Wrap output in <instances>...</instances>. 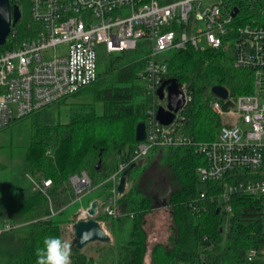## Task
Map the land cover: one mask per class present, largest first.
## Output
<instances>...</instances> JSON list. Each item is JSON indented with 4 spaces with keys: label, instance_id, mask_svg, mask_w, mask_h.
Listing matches in <instances>:
<instances>
[{
    "label": "trees",
    "instance_id": "1",
    "mask_svg": "<svg viewBox=\"0 0 264 264\" xmlns=\"http://www.w3.org/2000/svg\"><path fill=\"white\" fill-rule=\"evenodd\" d=\"M20 2L21 18L0 51L18 46L33 34L26 0ZM145 56L146 45L140 43L135 50L98 57L96 79L70 96L83 101L70 104L68 123L46 124L41 110L27 116L32 122L22 167L12 170L0 164V196L7 199L0 221L17 226L0 234V264H35V252L45 237L64 240L65 226L75 222L79 208L73 202L71 177L86 174L96 186L128 160L137 144L135 127L145 121L148 104L138 76L145 69ZM165 60L166 78L188 85L191 92L192 100L182 111L181 129L191 143L152 148L146 160L130 169L128 187L117 203L121 217L98 213L94 218L111 235L112 241L104 246L115 264H146L148 258L150 264H261L260 259L248 262L246 254L264 246L262 198L233 196L225 229L218 207L208 198L217 186L201 183L196 174L205 164L196 148L215 140L220 125L208 106L214 99L211 88L224 87L230 100L251 94V73L233 68L232 50L225 43L217 49L172 50ZM229 105L230 101L222 103L224 109ZM30 179H49L47 196L34 191ZM201 185L205 188L200 189ZM109 188H96L97 196H87L81 208L89 207L94 199L105 200ZM202 190L205 200L197 198ZM159 209L169 217L166 238L149 245L146 218ZM69 244L72 264H95V256L106 252L102 247L92 254L79 250L74 239Z\"/></svg>",
    "mask_w": 264,
    "mask_h": 264
},
{
    "label": "built area",
    "instance_id": "2",
    "mask_svg": "<svg viewBox=\"0 0 264 264\" xmlns=\"http://www.w3.org/2000/svg\"><path fill=\"white\" fill-rule=\"evenodd\" d=\"M20 1L13 0L19 10ZM29 5L32 36L0 51V130L92 83L98 46H104L108 55L146 45V66L138 74L148 101L144 140L101 184L93 186L86 174L71 177L73 202L109 185L106 199L98 201L97 214L121 217L118 185L128 166L142 162L152 148L191 143L181 132L182 111L192 100L188 85L177 84L183 104L171 123L162 125L156 119L159 108L168 109L166 88L161 99L157 94L168 80L166 53L217 49L224 43L231 47L233 68L251 73L252 93L209 101L220 125L215 140L196 148L205 158L196 174L201 183L217 186L208 198L218 207L225 229L233 196L251 195L264 202V0H29ZM242 13L249 15L245 18ZM226 101L230 105L224 109ZM30 181L34 191L47 196L49 179ZM197 198L205 200L206 191ZM87 209H78L79 220L89 218ZM16 227L0 221V234ZM246 259L264 264V246L250 249Z\"/></svg>",
    "mask_w": 264,
    "mask_h": 264
},
{
    "label": "rangeland",
    "instance_id": "3",
    "mask_svg": "<svg viewBox=\"0 0 264 264\" xmlns=\"http://www.w3.org/2000/svg\"><path fill=\"white\" fill-rule=\"evenodd\" d=\"M20 10L22 13L23 3L19 2ZM26 11H29L30 5L29 0L25 2ZM244 14V17L247 18L249 14ZM97 54L99 57L106 55L104 46H98L96 48ZM83 101L82 97L72 96L68 97L60 103H54L42 109V120L46 124H56V123H68L69 121V111L70 104L78 103ZM31 117H24L17 121L10 123L6 128L0 130V164L5 167L15 170L21 168L24 162L26 148L30 141V127H31ZM147 157L144 159L146 160ZM104 180L100 181L96 184L99 185ZM95 186V185H94ZM204 185L200 186V189H204ZM99 190L91 191L87 195L83 196L79 201H76L75 204L79 206L78 209L83 207V201L88 196V198H95L98 194ZM5 196H0V209L7 204ZM95 200V199H94ZM5 202V203H4ZM4 203V205H3ZM2 206V207H1ZM84 209V208H83ZM86 209V208H85ZM104 230L107 232L106 228L99 222ZM148 227L150 228V237L149 240L151 243L162 242L165 240L167 234V228L169 224V219L167 213L163 209H159L155 211L148 218ZM71 226L66 225L64 229V240L70 243L73 239ZM86 249H84L87 253L89 247L96 246H104V243H90L87 245ZM105 247V246H104ZM88 249V250H87ZM106 250V248H105ZM95 256V255H94ZM95 261L97 264H115L114 256L108 252L100 254L99 256H95ZM149 263V258L146 261V264Z\"/></svg>",
    "mask_w": 264,
    "mask_h": 264
},
{
    "label": "water",
    "instance_id": "4",
    "mask_svg": "<svg viewBox=\"0 0 264 264\" xmlns=\"http://www.w3.org/2000/svg\"><path fill=\"white\" fill-rule=\"evenodd\" d=\"M236 14V10L234 9L231 13L232 16ZM21 18V12L19 10L18 5L10 4L9 0H0V46H4L7 38L10 34L11 28L15 26L16 23L19 22ZM166 88L167 91V100H168V109L164 110L163 108H159L156 111V119L162 125H168L171 123L174 114L182 107L183 100L181 95L177 91V82L174 79L166 80L161 87L159 88L157 94L161 99L163 97V89ZM211 94L219 100H227L228 91L221 86H213L210 90ZM145 135V124L144 122H140L135 127V136L134 140L136 143L144 140ZM140 162L139 164H141ZM136 164L131 165L127 168L121 175L118 185V192L123 193L125 191V184L127 181V177L129 171ZM100 161L97 163L96 167L99 168ZM97 207L98 201L94 200L90 203L87 214L89 218L87 220H79L78 214L73 216V220L75 222L71 226V231L73 235V239L76 243V247L79 250H82L85 246L90 243H107L110 241V236L101 226V224L95 220V216L97 215ZM222 230V229H221ZM84 233H91L90 238H86L85 240H81V235Z\"/></svg>",
    "mask_w": 264,
    "mask_h": 264
},
{
    "label": "clouds",
    "instance_id": "5",
    "mask_svg": "<svg viewBox=\"0 0 264 264\" xmlns=\"http://www.w3.org/2000/svg\"><path fill=\"white\" fill-rule=\"evenodd\" d=\"M91 233L81 235V240L91 237ZM35 264H72L71 245L58 236L45 237L35 252Z\"/></svg>",
    "mask_w": 264,
    "mask_h": 264
},
{
    "label": "crops",
    "instance_id": "6",
    "mask_svg": "<svg viewBox=\"0 0 264 264\" xmlns=\"http://www.w3.org/2000/svg\"><path fill=\"white\" fill-rule=\"evenodd\" d=\"M126 188L128 187V183H127V181H126ZM125 188V189H126ZM94 201V200H93ZM98 201V200H97ZM99 201H102V200H99ZM88 208V207H87ZM86 208V209H87ZM153 214V213H152ZM152 214H150V215H152ZM149 215V216H150ZM149 216L146 218V228H147V230H149L150 231V228L148 227V223H147V221H148V218H149ZM168 219H169V217H168ZM105 227V226H104ZM107 230V229H106ZM107 233H108V235L110 236V240L112 241V238H111V235H110V233L108 232V230H107ZM166 238V237H165ZM155 243H157V242H155ZM149 245H153V243H151V241L149 240ZM86 247H88V246H85L82 250H84V249H86ZM102 246H96V247H89L87 250H88V252L90 253V254H92L96 249H98V248H101ZM102 248H106V250H107V246H103ZM148 263V262H147ZM95 264H97L96 262H95ZM148 264H150V263H148Z\"/></svg>",
    "mask_w": 264,
    "mask_h": 264
}]
</instances>
